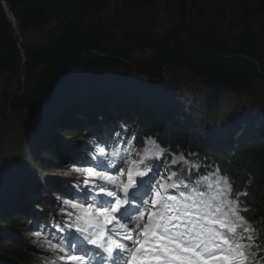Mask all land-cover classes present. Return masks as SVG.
Here are the masks:
<instances>
[{
	"label": "trees",
	"instance_id": "trees-1",
	"mask_svg": "<svg viewBox=\"0 0 264 264\" xmlns=\"http://www.w3.org/2000/svg\"><path fill=\"white\" fill-rule=\"evenodd\" d=\"M4 1L17 29L0 1V78L5 73L8 82L19 78L23 65L28 83L17 96H11L5 84V101L24 113L22 122L27 114L38 113L34 126L25 125L23 137L28 140L50 121L56 136L80 137L61 143L59 136L37 135L35 141L40 142L30 151L31 158L46 173L64 170L77 160V149L95 132L109 130L115 112L118 121H138L141 138H156L171 152L208 157L236 190L249 193L247 218L257 225L264 223V101L257 100L264 92V0H232L228 6L222 0H119L109 21L105 18L108 0ZM161 14L170 30L159 39L154 35ZM66 67L91 77L66 81L81 84L75 89L64 84L54 93L55 82L49 77ZM113 70L127 79L99 78ZM171 72L193 74L199 81L200 97H194L190 106L201 120L200 129L181 124L188 105L184 92L179 95L159 88L158 84L176 83ZM104 82L119 83L113 85L127 90ZM133 82L141 86L129 88L127 84ZM152 83L157 86L149 87ZM109 88L119 91L110 93ZM230 92L246 102L223 117L213 115V106ZM213 130L219 132V139L226 132L240 134L243 141L229 154L216 152L211 157L206 149ZM29 142L24 143L27 148ZM18 169L17 179L25 178L26 168ZM3 175L8 173L0 167V264H39L30 255L24 234L20 236L15 227L21 226L20 220L27 225L47 218L48 205L34 201L41 192L39 184L28 179L33 184L27 181L13 196ZM51 186L55 197L66 190L59 183Z\"/></svg>",
	"mask_w": 264,
	"mask_h": 264
},
{
	"label": "snow or ice",
	"instance_id": "snow-or-ice-1",
	"mask_svg": "<svg viewBox=\"0 0 264 264\" xmlns=\"http://www.w3.org/2000/svg\"><path fill=\"white\" fill-rule=\"evenodd\" d=\"M149 143L157 149L158 158L161 157L164 149L154 141ZM99 151L103 154L104 149ZM124 151L127 153L128 149ZM118 152L116 150L111 154L117 156ZM178 160L188 163L181 155L174 158L172 164L175 165ZM128 163L139 165L133 160ZM193 167L199 169L201 166L197 164ZM74 170L82 171L80 168ZM87 171L113 185L117 184L116 177L94 172L92 168ZM153 171L134 173L129 167L127 183L119 182L123 199L116 191L106 190L102 185L100 193L115 199L114 203L107 202V206L97 207L87 200L84 203L64 201L80 213L76 217L77 221H82L78 231L93 230L87 240L89 244L103 247L101 241L106 238L108 243L104 250L110 256L114 254V249L119 250L124 264H261L257 259L262 247L258 242L259 233L246 215L250 211L245 206L249 196L247 191H235L234 182L227 175H221L219 167L203 176L197 172L198 178L194 182L180 178L182 174L175 171L166 179L157 180L152 175ZM134 175L142 178L140 184L147 183V189L139 199L137 193L129 191L136 187ZM153 181L157 187L153 186ZM148 191L152 193L150 201L144 199ZM92 200L95 201L96 197L93 196ZM126 204L132 205L131 208H125ZM120 213L123 215L117 219ZM113 221L117 225L113 229L115 236L122 237V241L106 232L105 226ZM35 235L40 237L41 233ZM45 243L54 256L65 252L64 247L57 243ZM68 259L79 264L85 261V256H69Z\"/></svg>",
	"mask_w": 264,
	"mask_h": 264
},
{
	"label": "rangeland",
	"instance_id": "rangeland-1",
	"mask_svg": "<svg viewBox=\"0 0 264 264\" xmlns=\"http://www.w3.org/2000/svg\"><path fill=\"white\" fill-rule=\"evenodd\" d=\"M224 1V3L228 6L232 3V0H222ZM119 0H108V12L106 15V21H109V18L112 15V12L116 6V4H118ZM170 30V23L169 21L166 19L165 15L161 14L160 17L157 19V26L155 29V38H165L166 35L169 33ZM16 31V30H15ZM39 34H36L35 36H37ZM19 42H21V38L19 37L18 39ZM136 56H141V55H136ZM22 64V62H21ZM22 66V71L19 74V78H12L10 79V82H8V77L7 74L5 73V75H3L0 78V162L2 165H0V167H3L5 169L2 168V170L6 171V174L8 173V175H3L6 180H9L10 182V186H9V192L12 193V195H16L18 192L16 191V188L19 189L20 187H24V183L26 184V182H30L28 179L32 180L33 183H37V184H46V183H54V182H77L79 184H81L82 186L85 187V191L84 194H82L83 196L81 197H75V199H71L69 197H63L62 195H58V197H55L52 194V190L50 189H45L42 188L41 189V193L40 196L41 198L46 199L47 203L50 204L51 210H52V221L49 223V225L46 226H39L38 227H33L30 226V223L27 222V225H24L25 222H22L20 220L19 222V226L18 228L15 227V230L18 231L19 233L22 232L24 235L22 236V234L20 236L26 238V243L28 245V249L30 250V255L36 259L37 261H39V264H52V261L55 260V264H78L77 261H72L69 260L68 257L69 256H80L83 255L85 256V251H79L77 252V250H75L71 243L70 240H68V237L66 236H56L54 231H52V228H54L56 225L60 226H64L66 224V222L71 221V227H78L77 225H74V220L75 217L78 215V211L76 210L75 213L72 214L71 210H73L71 208V205L68 204L66 205L64 203V201H72V202H76V203H84L85 200H87L88 203H94L93 201H91V199L89 198L92 192H100V187L103 185H107V184H112L108 181H106L103 177L101 176H95L92 173H89L87 171L88 168H92L94 170V172H98V173H103L106 176H113L116 177L117 182L120 181H124L125 179V174L126 171L128 170L129 167H132L133 172H137V171H144L145 167L144 164H139L136 166H133L129 163L125 164V163H120L119 167H118V171H113L114 168H112L110 171H106L105 169H102L100 167V164L106 160L107 158H110L111 153L113 151H116V149L114 150V146L113 145H102V142L97 141L96 143H90L88 144L87 148L90 150L89 152V156L92 160H94L91 163H88L87 165L82 164V165H78V166H66V168L64 170H58L55 173H46V171H44V168L42 166H40L39 162H37L36 160H33L31 158V153L30 151L33 150L34 147L37 148L38 143L35 141L37 135H42V136H46V137H60V140L62 141L61 143H65L67 142V140L73 141L76 139V136L70 134L68 135L67 138L65 135L63 134H58L57 136L54 133L55 130V125L53 124L54 122L47 123L45 126L42 127H38L37 128V132L31 136L28 140H26L25 138V125L26 127L28 126V122H31L30 125L34 126V118H36L38 116V113H29L26 115V119H25V123L22 122V116L24 115V113L21 112V110L19 111V109H13L11 106V103H7L5 101V97H4V89H5V84L8 85V90L10 91L11 96H17L18 94H22L26 87H28V83H27V77H26V71L23 70L24 66ZM111 74H115L116 76H112V78H116V79H127V77H125L123 74V72L121 71H117V70H113V72H110ZM123 73V74H121ZM172 73V78H174L176 80L175 84H178L179 87L181 88L179 90V87L176 86L175 84H158L159 88L163 87L164 89H168V91H172L174 90V92H176L177 94L180 95V92H184V96H186V98L188 99V105L185 106V110L183 112V116L181 124L183 123V125H187L188 123H190L193 126L196 127H200L199 124L201 122L200 119L196 118V114H194V117L192 116L190 112V102L192 97H196L199 98L200 97V92H199V81L196 79V77L193 74H188L185 72H171ZM19 79V80H18ZM129 79V78H128ZM73 80H75L73 78ZM7 81V82H6ZM19 82V83H18ZM167 82H170L169 80ZM70 83V85H68ZM72 81L66 83L64 85V87L66 85L67 88L71 87L72 89H75V87L77 88L79 86V84H81V82H75L74 84H71ZM139 83V82H136ZM85 84L84 86H86V83H82ZM103 85H110L111 87L115 86L121 90L126 91L127 89H123L120 88V86L122 85H113V84H119V83H109V82H104L102 83ZM122 84V83H120ZM145 84V81H144ZM128 87L130 88L132 86V89L138 86H141L140 84H135V82H133V84H127ZM83 86V85H80ZM152 86H157V83H152L149 84V87ZM87 87V86H86ZM88 88V87H87ZM119 89H113V88H109L107 90V92H114V90L119 91ZM123 92V91H120ZM9 94V95H10ZM225 98L222 99L221 102H219L218 105L213 106L212 108V114L213 115H222L223 113H226L228 111H230V109L235 108L238 109L241 107V105L244 104V102H246L245 98H241L239 97L237 94L230 92V93H226V96H224ZM257 100H261L264 101V92L261 91L260 94L257 96ZM184 106V105H183ZM8 107V108H7ZM56 110V109H55ZM54 110V111H55ZM53 111V112H54ZM59 109L56 111L59 113ZM36 114V115H35ZM192 116V118H191ZM39 118V117H38ZM30 121H29V120ZM188 119L190 121H188ZM38 120V119H37ZM36 120V121H37ZM40 120V119H39ZM32 126V127H33ZM28 129L30 127H27ZM27 133V132H26ZM24 135V137H23ZM79 137V136H78ZM79 138H77L75 141H77ZM30 141L29 142V148H27L24 143H26V141ZM228 145L227 142L225 140H223L219 146L223 147ZM13 146H16L17 150H13ZM134 150L132 151L129 155H123L124 160H133V161H137L139 159V156L137 155V153H142L144 150L146 149H151L152 145L147 144L145 147H136V145H134ZM35 148V149H36ZM103 148L104 152L103 154L99 151V149ZM34 151V150H33ZM27 156L24 157L23 159H21V156ZM180 155L175 154L173 155V157L170 159V162H172V160L176 157H179ZM100 157V158H99ZM17 159V164L16 160ZM121 160V161H124ZM183 164H187L184 163L182 161ZM162 165L156 169L155 172V177L158 178L163 171L161 170ZM21 167L22 169L27 168L26 172V176L24 175L25 178H19L18 172V168ZM29 168V169H28ZM74 168H80L82 169V171H75ZM29 170L33 171V174H31L29 172ZM149 170V169H148ZM147 170V171H148ZM5 173V172H4ZM10 175V176H9ZM14 175V176H13ZM16 175V176H15ZM18 176V177H17ZM162 178L166 179L167 176L162 175ZM26 180V181H25ZM41 182V183H39ZM31 183V182H30ZM31 183V184H33ZM16 197L13 198V200H16V202L18 203L20 200L15 199ZM63 203L64 208H62L61 206L56 207L57 204L61 205ZM97 207L99 206L98 204L96 205ZM75 210V209H74ZM68 213V214H67ZM30 226V227H29ZM27 228H29V230H27ZM27 230V232H25ZM25 232V233H24ZM37 232L41 233L40 237H37L35 234ZM264 232V230H263ZM262 233V232H261ZM46 241H51L53 243H57L59 244L61 247H64L65 252L63 253H58L57 255H53L52 251L50 250V248L47 246V244L45 243ZM91 262V261H96L95 258H91V257H86L85 256V261L83 262ZM83 262H80L81 264H83Z\"/></svg>",
	"mask_w": 264,
	"mask_h": 264
},
{
	"label": "water",
	"instance_id": "water-1",
	"mask_svg": "<svg viewBox=\"0 0 264 264\" xmlns=\"http://www.w3.org/2000/svg\"><path fill=\"white\" fill-rule=\"evenodd\" d=\"M0 1H1V5L4 8L6 16L8 17L9 22L13 26V29L16 30L17 29L16 21H15V18L13 16L12 12L9 9V6H7V4L4 0H0ZM73 72L74 71L72 69H70L69 67H66L65 69H63L60 72H58L57 74H55L54 76L52 75L51 77H49L51 80H53L55 82V85H54L55 88H53L54 93H55V91L58 92L60 90L59 87L66 84L67 83L66 81H69L73 78L78 80L81 78L85 79L86 77H91L90 75H88L86 73H81V72L73 73ZM112 76H116V75L115 74H104V75L100 76L99 78L112 77ZM50 85L51 84L48 83L47 86H50ZM47 89H48V87H47ZM29 111L33 112V110H29Z\"/></svg>",
	"mask_w": 264,
	"mask_h": 264
},
{
	"label": "clouds",
	"instance_id": "clouds-1",
	"mask_svg": "<svg viewBox=\"0 0 264 264\" xmlns=\"http://www.w3.org/2000/svg\"><path fill=\"white\" fill-rule=\"evenodd\" d=\"M150 140L154 141L153 138L149 137L147 138L146 143L152 145V148L146 149L142 153H137V155L139 156V159L137 160L138 164H144L148 159H151L153 157L158 158V151L153 147V144L149 143ZM121 162L127 164L129 160L120 161L117 159V156H113L112 154L110 158H107V163L109 166H118ZM98 227H102V225H98Z\"/></svg>",
	"mask_w": 264,
	"mask_h": 264
},
{
	"label": "bare ground",
	"instance_id": "bare-ground-1",
	"mask_svg": "<svg viewBox=\"0 0 264 264\" xmlns=\"http://www.w3.org/2000/svg\"><path fill=\"white\" fill-rule=\"evenodd\" d=\"M11 19V18H10ZM157 96V95H156ZM181 105H184V104H181ZM127 130H128V132L130 133V138H131V141L132 142H135L136 144H138V142H139V140H141L142 138H141V134H142V132L141 131H139L138 130V128H136V127H134V128H127ZM53 138V137H52ZM16 160V163H15V165L17 164V159H15ZM3 169H5L4 168V166L2 167ZM29 169V168H28ZM19 170V169H18ZM26 170H27V168H26ZM4 171V170H3ZM5 173H6V171H4ZM29 172L31 173V174H33V171L31 170H29ZM26 181V180H25ZM49 183V182H48ZM36 187V186H35Z\"/></svg>",
	"mask_w": 264,
	"mask_h": 264
}]
</instances>
